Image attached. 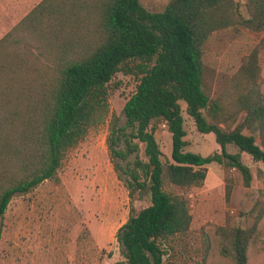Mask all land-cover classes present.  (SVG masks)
Segmentation results:
<instances>
[{
  "label": "trees",
  "instance_id": "obj_1",
  "mask_svg": "<svg viewBox=\"0 0 264 264\" xmlns=\"http://www.w3.org/2000/svg\"><path fill=\"white\" fill-rule=\"evenodd\" d=\"M244 6L247 16L236 0H170L159 12L147 10L139 0L37 3L18 30L33 35L51 66L32 71L30 57L11 48L14 39H0V237L10 200L54 178L64 154L90 127L104 121L110 82L118 72L139 79L123 106L124 123L118 125L113 116L107 138L111 158L126 164L122 169L131 205L115 234L125 264H163L167 245L190 227L185 191L203 184L205 165L226 163L248 186L249 165L226 146L232 144L264 164V76L259 62L264 37L242 58L216 98L205 91L202 78L204 47L212 33L237 26L264 31V0H246ZM182 104L197 131L214 135L219 152L185 150ZM157 120L171 134L172 162L161 160L153 125ZM138 143L144 144L145 160L137 155ZM164 177L182 192L165 190ZM231 187L228 174L227 198ZM144 195L149 204L136 210L133 201ZM249 215L252 223L246 228L216 227L219 252L233 264L248 262L264 201L254 202Z\"/></svg>",
  "mask_w": 264,
  "mask_h": 264
},
{
  "label": "rangeland",
  "instance_id": "obj_2",
  "mask_svg": "<svg viewBox=\"0 0 264 264\" xmlns=\"http://www.w3.org/2000/svg\"><path fill=\"white\" fill-rule=\"evenodd\" d=\"M41 0H0V39L9 36L12 49L30 57L31 66L43 71L51 61L40 54L39 43L28 32H20V20ZM170 0H139L149 11L159 12ZM246 0H236L247 16ZM264 37L237 26L216 31L206 41L203 52V87L214 99L226 90L242 58ZM23 56V55H21ZM264 76V52L259 54ZM51 66V65H50ZM138 77L116 73L111 82L109 111L103 122L89 128L87 134L64 154L54 178L46 179L26 194L14 196L5 211L0 237V264H125L115 234L128 217L131 200L126 185L125 162L112 159L107 138L110 120L124 123L123 106L135 91ZM264 92V83L262 85ZM186 151L210 154L220 151L214 135L197 131L193 119L182 104ZM154 134L163 163L172 162L171 134L162 121H155ZM260 144V138L256 137ZM122 146V145H121ZM229 153H238L249 165L252 180L244 185L241 173L226 163L205 165L206 177L199 187L185 191L192 216L188 231L166 247L163 264H233L219 252L218 226L248 227L249 210L254 202L264 201V164L255 162L236 146L228 144ZM135 154L130 155L133 160ZM137 155L145 160L144 144L138 143ZM115 163L118 165L116 166ZM231 176L229 197L225 194L226 175ZM164 189L182 192L167 182ZM136 210L149 204L144 195L133 201ZM259 233L248 249L247 264H264V216Z\"/></svg>",
  "mask_w": 264,
  "mask_h": 264
}]
</instances>
